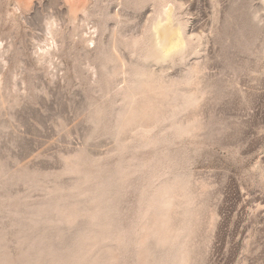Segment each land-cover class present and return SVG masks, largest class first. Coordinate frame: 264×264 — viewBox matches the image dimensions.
I'll list each match as a JSON object with an SVG mask.
<instances>
[{
  "label": "rangeland",
  "instance_id": "rangeland-1",
  "mask_svg": "<svg viewBox=\"0 0 264 264\" xmlns=\"http://www.w3.org/2000/svg\"><path fill=\"white\" fill-rule=\"evenodd\" d=\"M15 1L0 264H264V0Z\"/></svg>",
  "mask_w": 264,
  "mask_h": 264
},
{
  "label": "bare ground",
  "instance_id": "bare-ground-1",
  "mask_svg": "<svg viewBox=\"0 0 264 264\" xmlns=\"http://www.w3.org/2000/svg\"><path fill=\"white\" fill-rule=\"evenodd\" d=\"M16 4L18 3L17 0L15 1ZM18 6V5H17ZM16 7V6H15ZM74 12V11H73ZM170 22H168L167 20L164 22H158L156 27L158 28V32H159V41H157V43L159 42V46L164 48L166 47V45L169 42V38L171 39L172 34L175 33V31L173 30V28L171 27V25L169 24ZM156 28V29H157ZM175 28V27H174ZM50 31V30H49ZM157 31V30H156ZM174 31V33H173ZM158 37V36H157ZM173 39V38H172ZM174 40V39H173ZM171 43V42H169ZM168 46V45H167ZM175 46V45H174ZM165 49V48H164ZM166 51V50H165Z\"/></svg>",
  "mask_w": 264,
  "mask_h": 264
}]
</instances>
